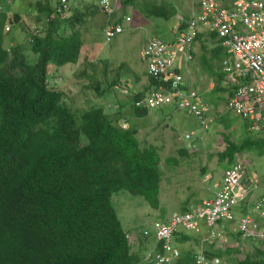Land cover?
<instances>
[{"label":"trees","instance_id":"obj_1","mask_svg":"<svg viewBox=\"0 0 264 264\" xmlns=\"http://www.w3.org/2000/svg\"><path fill=\"white\" fill-rule=\"evenodd\" d=\"M135 2L123 0L121 11ZM4 3L0 0V264H147L132 248L112 199L128 191L157 208L163 180L158 153L142 149L133 128L120 126L122 112L92 107L73 113L66 93L50 84V66L79 62L82 22L103 13L91 3L85 12L73 8L61 19L52 3L40 2L41 30H28L26 54L22 45L6 43L12 34L8 23L20 24L21 18H11ZM149 80L150 88L157 85ZM144 95L133 97L130 124L148 114L135 106ZM240 150L229 146L223 157L232 159ZM257 260L251 264L263 262ZM175 263L194 264V254Z\"/></svg>","mask_w":264,"mask_h":264},{"label":"rangeland","instance_id":"obj_2","mask_svg":"<svg viewBox=\"0 0 264 264\" xmlns=\"http://www.w3.org/2000/svg\"><path fill=\"white\" fill-rule=\"evenodd\" d=\"M47 1L54 4L51 0H6L2 7L7 9L10 17L18 14L21 18L20 24L8 23L13 38L9 41L11 36H8L6 43L9 48L16 44L22 45L25 53H30L27 50L28 30L34 31V27H40L36 20L40 14L38 4ZM196 1L199 5V0H138L128 8L132 21L125 23L126 31L111 42H107L104 35L106 17L102 14L90 15L80 25L84 44L79 62L60 68L50 66L49 70L53 77L50 84L66 93V104L73 113L84 112L92 107L102 108L109 114L122 112L124 117L120 126L123 129L133 128L142 149H154L158 153L159 166L163 179H166L161 183L159 206H151L144 197L128 191L114 194L112 199L132 248L141 256L142 251L135 247L140 244L135 245V241L143 230L151 227L156 220L182 212L183 206H198L210 198L213 184L221 180L223 172L231 163L239 159L246 162L248 170L255 172L264 186V133L252 131L248 121L228 108L229 93L226 87L211 93L206 92L200 84L195 85L194 90L210 106L212 122L208 130L201 127L192 113L175 105L162 107V110L149 109L148 115L132 118L131 124L126 120L131 117L133 97L151 90L147 65L142 59L143 46L155 37L174 40L178 19L188 20L191 16L188 9ZM87 2L95 4V0H72V9L85 12L83 6ZM160 8L167 12V18L154 17L152 13L150 18L153 19L145 18ZM200 53L206 55L217 74L221 73L223 54H214L211 59L208 52L200 49ZM201 61L207 72L206 59ZM192 62L190 64L194 66L196 62ZM201 78L207 85L210 78L214 82L218 81L216 77L208 75ZM187 135L190 137L187 138ZM229 146L242 148L231 160L223 158ZM260 192L264 193L262 190ZM207 231L209 229L202 224L200 234L190 233L185 239L175 238L174 244L182 253L179 260L183 261L188 253H216V247L228 244L226 238H210ZM232 242L236 245V241ZM229 245H232L231 241ZM157 251V247L147 250L149 254L145 261L148 262L151 252Z\"/></svg>","mask_w":264,"mask_h":264},{"label":"built area","instance_id":"obj_3","mask_svg":"<svg viewBox=\"0 0 264 264\" xmlns=\"http://www.w3.org/2000/svg\"><path fill=\"white\" fill-rule=\"evenodd\" d=\"M53 1L58 5V16L67 19L71 14L70 0ZM122 1L97 0L106 17L104 35L107 42L123 34L125 23L132 21L130 16L121 17ZM199 6L200 11L192 13L184 26L176 30L174 40L155 37L143 46L142 59L147 65L148 76L157 85L137 100L135 106L149 110L175 105L192 113L204 130L209 129L210 106L200 93L186 84L181 72V66L194 58L198 35L208 32L217 36L227 53L221 65L229 93L228 108L248 121L252 131L264 133V0H235L230 7L220 0H199ZM39 30L40 27H34L35 32ZM259 186V177L250 174L244 161H235L214 184L212 197L198 206H187L169 219L156 220L143 230L144 237H153L158 244V251H152L146 263L174 264L182 254L174 244L175 238L184 232L201 233L202 224L209 229V237L219 238L227 232L228 225L236 223L234 233L264 246V221L251 212L237 215ZM254 212L264 218V198L255 203ZM220 262L219 258L209 257L204 251L194 254V264Z\"/></svg>","mask_w":264,"mask_h":264},{"label":"crops","instance_id":"obj_4","mask_svg":"<svg viewBox=\"0 0 264 264\" xmlns=\"http://www.w3.org/2000/svg\"><path fill=\"white\" fill-rule=\"evenodd\" d=\"M55 6V10L58 9V5L56 2H54L53 0H51ZM94 1V0H93ZM138 1V0H137ZM235 0H220V2L227 6V7H230L232 5V3L234 2ZM87 4L89 5V3L87 2L84 6H83V9L86 10V6ZM91 4V3H90ZM95 4L96 6L97 5V0H95ZM93 5L91 4V7ZM130 6L126 7L125 9L123 8V11H121V17L123 15H126V16H130L128 15V8ZM89 8L87 9V12L89 11ZM72 9V0H70V10ZM96 10V8H93ZM91 9V10H93ZM94 10V11H95ZM100 13V9H97ZM173 10V8H172ZM190 14L192 15V13L194 12H199L200 11V6L198 5L197 1L195 3H192L191 5V8L188 9ZM159 11H162L161 8L159 9ZM174 11V10H173ZM175 12V11H174ZM178 12V11H177ZM151 13L154 15V17H161V18H167V14L166 16H159V15H155L152 12H150V14L145 17L146 19H153V18H150L151 16ZM103 15V14H102ZM144 15V14H142ZM141 15V16H142ZM104 16V15H103ZM143 19V16L141 17ZM170 18V15H168V19ZM89 19V18H88ZM179 20V24L178 26L175 27V35L177 33V29L179 27H182L184 26V22L187 20V19H181L180 18L178 19ZM143 21H146V20H143ZM181 21V22H180ZM148 22V21H147ZM105 19H104V27H105ZM146 26H148V24H145ZM155 25H153L152 27H154ZM104 27H103V30H104ZM155 28V27H154ZM172 41V40H171ZM200 49H202L204 52H208L209 54V57L212 59V56H215L214 54H219V55H222L223 54V58H225L227 56V53L225 51V49L221 46L220 42H219V39L217 38V36L215 34H211V33H208V32H201L197 39L195 40V43H194V51H193V62H196V64L194 66H192L190 64V61L184 65L181 66V72L182 74L184 75V78H185V81H186V84L188 86H191L193 89L195 88V85H201L203 87V89L206 91V92H215L216 90H221L222 88H225V85H224V80L222 81V79H224V75L222 73V65H221V73H216V69L210 64L208 58L206 57V55H201L200 53ZM206 59V61H204L206 64H207V72L204 68V65H203V62L201 61L202 59ZM222 58V60H223ZM192 62V63H193ZM221 64H222V61H221ZM53 66V65H52ZM185 72V73H184ZM210 76V77H216V82H214L213 78H210V82L209 84L207 85L206 81H204V78H201L203 76H206V75ZM219 79L221 80V82H219ZM217 83V84H216ZM220 83H222V85H220ZM224 85V86H223ZM227 93V91H226ZM228 94V93H227ZM227 97V95H226ZM228 98V97H227ZM229 100V98H228ZM228 103V102H227ZM170 106V105H168ZM166 107V106H164ZM163 107V108H164ZM163 108L159 109V110H162ZM149 111V110H148ZM150 113V111L148 112V114ZM147 114V115H148ZM133 121V119H131V122ZM224 158V157H223ZM224 159H228L229 158H224ZM231 160V159H230ZM240 160V159H239ZM243 161V160H242ZM234 163V162H233ZM231 163L230 166L233 164ZM247 166H249L246 162H244ZM229 166V167H230ZM228 169V168H227ZM250 174L252 175H255L254 173L255 172H252L251 170H249ZM224 174V172H223ZM256 176H258L256 174ZM223 177V175H222ZM259 177V176H258ZM208 179V178H207ZM222 179V178H221ZM260 179V186H259V190L257 191V193L248 199L247 203L244 204L243 208L242 209H239V213H237L238 216H241L242 214L246 213V212H251L252 215L256 218H258L259 220L261 221H264V218L261 219L259 218V216L257 215V213L254 212V207H255V203L259 200V199H262L264 198V193H259V191H264V186L262 187V183L263 181H261V178L259 177ZM164 180V179H163ZM162 180V182H163ZM166 180V179H165ZM164 180V181H165ZM220 181V180H219ZM161 182V183H162ZM216 183V182H215ZM214 183V184H215ZM214 184H213V187H214ZM212 187V188H213ZM213 196V195H212ZM211 196V197H212ZM208 199V198H207ZM204 201V200H203ZM202 201V202H203ZM201 202V203H202ZM185 204H187V201H185ZM186 206H183V209L185 208ZM176 213V212H175ZM174 214V213H173ZM172 214V215H173ZM172 215H170L168 218L166 219H169ZM166 219H163V220H166ZM231 225H228V228H227V232L225 234H223L221 237L219 238H226L228 244L229 242L231 241V244L232 245H229L226 244L225 246L223 245H219L218 247H216L215 251L216 253H212L214 256L213 257H217L221 260L220 264H241L243 263L246 259H249L251 260V262H249L248 264H251L252 262L255 263L257 260V258L259 260H263L264 262V256H263V252H264V246L261 244V243H255V242H252V241H248V240H244L240 235L236 234L233 232V228H235L237 226L236 223L232 224L231 228H230ZM148 227V226H147ZM200 234V233H199ZM191 235L190 233H181L178 237L182 238V239H185L187 236ZM207 235L209 236V233L207 231ZM195 237V236H194ZM219 241H223V240H220ZM232 241H236V245L233 244ZM245 241V242H244ZM225 242V241H224ZM175 243V242H174ZM137 244H140V245H137ZM135 246L136 247V250L137 249H140L142 251V255L141 256L143 258V261H144V256L145 253H147V250L149 249H153L155 247L158 248V244L157 242L155 241V238L151 237L149 239H147L146 237H144L143 235H139V237L136 239L135 241ZM180 249V248H179ZM182 255V254H181ZM242 256V258H239ZM261 263V264H264V263ZM144 264V262L142 263Z\"/></svg>","mask_w":264,"mask_h":264},{"label":"clouds","instance_id":"obj_5","mask_svg":"<svg viewBox=\"0 0 264 264\" xmlns=\"http://www.w3.org/2000/svg\"><path fill=\"white\" fill-rule=\"evenodd\" d=\"M146 257H147V256H146ZM146 257L144 258V261H145ZM145 262H146V261H145Z\"/></svg>","mask_w":264,"mask_h":264}]
</instances>
